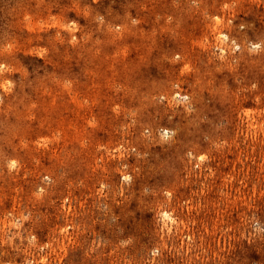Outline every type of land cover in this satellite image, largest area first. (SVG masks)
I'll use <instances>...</instances> for the list:
<instances>
[{
  "label": "rangeland",
  "instance_id": "rangeland-1",
  "mask_svg": "<svg viewBox=\"0 0 264 264\" xmlns=\"http://www.w3.org/2000/svg\"><path fill=\"white\" fill-rule=\"evenodd\" d=\"M0 264H264V0H0Z\"/></svg>",
  "mask_w": 264,
  "mask_h": 264
},
{
  "label": "bare ground",
  "instance_id": "bare-ground-1",
  "mask_svg": "<svg viewBox=\"0 0 264 264\" xmlns=\"http://www.w3.org/2000/svg\"><path fill=\"white\" fill-rule=\"evenodd\" d=\"M215 19V18H214ZM218 24V23H217ZM217 24H216V26H217ZM221 24V22L218 24V25H220ZM71 25H73V24H71ZM66 26V25H65ZM64 26V27H65ZM76 28V27H75ZM215 29H216V27H214ZM215 33V32H214ZM226 37V36H225ZM217 38H219V37H217ZM76 40V39H75ZM223 40V38L221 39V41ZM226 41V40H225ZM224 42V41H223ZM223 42H221V43H223ZM203 43V42H202ZM216 44V43H215ZM235 44V43H234ZM223 45V44H222ZM222 45H221V47H222ZM226 47V46H225ZM239 48V47H238ZM253 48H255V47H253ZM216 49H218V48H216ZM220 50H222V49H220ZM225 51V50H224ZM223 51V52H224ZM221 52V51H220ZM179 58H181V57H179ZM187 70V69H186ZM179 95V94H178ZM176 98V97H175ZM76 104V103H75ZM119 108V107H118ZM257 111V110H256ZM248 112V111H247ZM254 116V115H253ZM94 120V119H93ZM263 122V121H262ZM262 124V123H261ZM261 124H260V126H261ZM263 127V126H262ZM248 128V127H247ZM251 129V128H250ZM254 129V128H253ZM258 129V128H257ZM255 130V129H254ZM262 130V129H261ZM257 132V131H256ZM262 132H263V130H262ZM252 133V132H251ZM256 137V136H255ZM204 157V156H203ZM203 159V158H202ZM15 163V162H14ZM13 165V164H12ZM14 166H15V164H14ZM13 166V167H14ZM125 178V177H124ZM127 178V177H126ZM255 193V192H254ZM163 214H164V212H163ZM162 214V215H163ZM168 214V213H167ZM173 214V213H172ZM12 216V215H11ZM166 216H168V215H165V217ZM170 216V215H169ZM169 216H168V218H169ZM164 217V216H163ZM171 218V217H170ZM165 218H163V221L162 222H164L165 220H164ZM167 219V218H166ZM170 220H173L172 218L170 219ZM176 222V221H175ZM165 225H166V223H165ZM164 225V226H165ZM170 227V226H169ZM175 228V227H174ZM171 229V228H170ZM171 231V230H170ZM48 247V246H47ZM44 260V259H43ZM33 262V261H32Z\"/></svg>",
  "mask_w": 264,
  "mask_h": 264
}]
</instances>
